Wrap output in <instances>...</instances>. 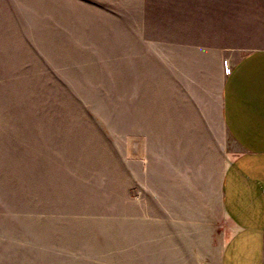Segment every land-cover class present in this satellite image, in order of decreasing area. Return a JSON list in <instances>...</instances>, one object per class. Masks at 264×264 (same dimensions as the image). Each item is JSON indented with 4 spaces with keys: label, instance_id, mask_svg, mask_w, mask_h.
<instances>
[{
    "label": "rangeland",
    "instance_id": "1",
    "mask_svg": "<svg viewBox=\"0 0 264 264\" xmlns=\"http://www.w3.org/2000/svg\"><path fill=\"white\" fill-rule=\"evenodd\" d=\"M120 10L0 0V264L219 263L226 217L168 224L166 199L142 187L166 182L141 169L166 180L169 166L205 159L216 173L230 157L219 89L231 62L216 47L245 36Z\"/></svg>",
    "mask_w": 264,
    "mask_h": 264
},
{
    "label": "crops",
    "instance_id": "2",
    "mask_svg": "<svg viewBox=\"0 0 264 264\" xmlns=\"http://www.w3.org/2000/svg\"><path fill=\"white\" fill-rule=\"evenodd\" d=\"M120 9L121 14L167 16L183 31L205 30L213 18L211 28L245 36L216 47L218 61L231 62L219 89L220 121L234 147L230 157L216 173L204 159L169 166L166 180L142 164L141 177L166 182V192L145 181L142 187L152 198L166 199L168 224L199 223L213 230L217 214L226 217L230 231L218 264H264V42L257 40L264 39V0H120Z\"/></svg>",
    "mask_w": 264,
    "mask_h": 264
}]
</instances>
